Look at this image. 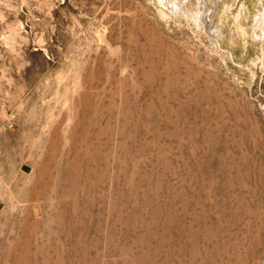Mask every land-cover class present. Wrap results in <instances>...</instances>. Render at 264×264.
<instances>
[{"label": "rangeland", "instance_id": "rangeland-1", "mask_svg": "<svg viewBox=\"0 0 264 264\" xmlns=\"http://www.w3.org/2000/svg\"><path fill=\"white\" fill-rule=\"evenodd\" d=\"M0 264H264V0H0Z\"/></svg>", "mask_w": 264, "mask_h": 264}, {"label": "water", "instance_id": "water-1", "mask_svg": "<svg viewBox=\"0 0 264 264\" xmlns=\"http://www.w3.org/2000/svg\"><path fill=\"white\" fill-rule=\"evenodd\" d=\"M22 170H27V167L23 166V167H22Z\"/></svg>", "mask_w": 264, "mask_h": 264}]
</instances>
